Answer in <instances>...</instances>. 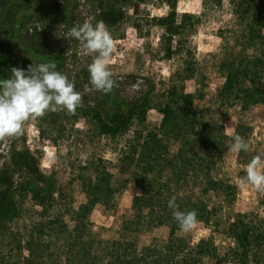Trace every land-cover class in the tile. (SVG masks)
Instances as JSON below:
<instances>
[{"label":"trees","instance_id":"trees-1","mask_svg":"<svg viewBox=\"0 0 264 264\" xmlns=\"http://www.w3.org/2000/svg\"><path fill=\"white\" fill-rule=\"evenodd\" d=\"M49 1L56 9L59 0ZM116 1L130 6L134 16L138 14L140 4L149 0ZM211 1L217 6L222 2ZM229 3L236 23L227 33L220 31L218 35L222 43L215 64L224 78L217 88L218 105L221 108L239 106L241 111L258 105L264 107V0H229ZM166 4L165 15H147V21L163 30L160 36L162 57L169 60L179 55L181 67L159 93L152 97L155 91L152 85L125 112L111 109L107 118L92 105H78L74 113L67 110L50 112L52 123L60 121L57 134L65 128L63 121L73 124L79 119H84L96 136L114 139L131 132L118 150L116 164L129 170L143 192L131 198L133 216L122 221L121 237L104 245L91 229L90 214L94 207L101 205L106 210H114L117 198L126 186L125 180L115 179L112 161L92 155L69 163L68 182L76 184L85 195V201L73 207L70 198H64L62 192L57 194L55 174L40 171L38 157L27 148L13 149L12 166L30 173L40 186L29 181L15 185L11 173L0 169V241H5L4 247L8 251V255H4L0 250V264H206V259L210 264H264V219L253 212L234 213L223 232L233 245L223 253L212 237L192 243L177 234L180 227L174 211L195 210L198 222L208 228H218V208L210 206L203 195L210 191L221 193L225 202L232 205L237 186L213 176L217 166L215 155L225 150L227 142L231 143L235 135L246 134L249 127L239 123L230 136L223 126L208 122L197 109L195 101L203 99L205 94L200 88L194 92L186 89L185 82L196 77L198 62L185 36L201 19L190 12L178 13L177 0H166ZM1 6L0 0V10ZM97 8L96 19L104 22L111 31L130 18L127 11L113 4L107 6L100 2ZM9 12L0 17V39L7 33L13 36L14 21H9L12 16ZM24 25L21 21L18 32L26 48L39 49L44 44L41 38L45 42L46 35L27 31ZM132 26L141 34L139 23L134 21ZM5 74L0 66V80ZM151 109L161 114L156 129L144 127ZM41 132L44 138L48 137L43 130ZM57 138L50 139L56 143ZM172 142L177 146L175 152L170 147ZM242 176L243 171L239 173V177ZM196 184L200 196L194 197L193 193L184 191ZM28 191L41 209L35 221L25 227L30 241L24 243L21 229H14L9 224L21 216L20 202ZM172 199L175 208L169 207ZM261 203L264 205V200ZM157 208L164 212L162 222L156 216ZM161 223L169 230L164 240L154 239L139 247L136 239L127 237L156 228ZM14 256L21 263L15 261Z\"/></svg>","mask_w":264,"mask_h":264},{"label":"rangeland","instance_id":"rangeland-1","mask_svg":"<svg viewBox=\"0 0 264 264\" xmlns=\"http://www.w3.org/2000/svg\"><path fill=\"white\" fill-rule=\"evenodd\" d=\"M0 17L5 12L12 14L13 36L7 33L0 39V66L4 68L7 79L11 77V69L19 67L27 69L29 65L36 66L40 63L56 65V71L64 74L75 86V91L80 94L79 105H92L101 110L105 118L109 110L125 112L128 107L137 102L152 85L154 97L165 85L169 78L181 67V58L174 55L167 60L162 57L160 36L163 32L159 26L147 21L148 16H162L168 11L166 0H149L139 6L137 15L133 16L130 6H124L116 0H59L56 9L50 5L49 0H1ZM115 5L127 11L129 19L123 21L116 29L96 19L99 3ZM178 13L190 12L200 17L201 21L193 31L186 34V42L194 50L198 62L196 77L185 82L187 91L194 92L197 88L204 90V98L195 101L205 119L210 123L223 126L226 134L232 136L237 124L249 127L246 134L240 136L249 144L243 153L231 150V143L227 148L217 152V166L213 176L229 181L237 186L236 197L232 205H228L221 193L210 191L203 195L210 206L218 208V228H208L198 222L189 232L181 229L177 234L196 243L200 238L212 237L218 250L223 253L233 245L230 238L224 236L229 221L236 212H253L264 219V189L257 190L247 183L246 169L253 157L260 156L261 167L264 168V107L261 105L241 111L239 106L221 108L218 105L217 88L223 83V76L217 71L215 61L220 51L222 39L218 36L220 31L227 33L236 23V17L231 11L229 0H222L221 5H214L211 0H177ZM23 21L27 31L43 32L46 36L41 47L37 50L26 48L18 32V25ZM141 25V34L132 26L133 22ZM85 22L104 24L114 39V51L111 55L109 68L113 73L114 86L112 91L104 93L96 90L90 83L88 71L89 64L95 54H86L80 42L71 35V29ZM8 29V28H7ZM124 34L123 36H120ZM66 109L57 108L62 113ZM51 111L39 118L29 119L24 122L22 133L14 136L0 138V169H7L15 181V185H22L29 181L36 183L33 176L23 169L13 167L11 164L12 150L21 151L29 149L39 159V169L45 174H55L57 194L63 193L64 198H70L72 206L77 207L85 201V195L79 191L76 184H69V163L85 160L92 155L102 156L113 162L111 171L117 181L123 179L126 186L117 198V207L106 210L101 205H96L90 214L91 229L103 244L121 237V223L124 219L132 218L130 207L131 198L141 194L143 189L138 186L130 175L129 170L116 164L118 150L123 146L125 139L131 134L114 139L107 136L92 134L91 128L84 119H79L73 124L63 121L65 128L57 134V125L52 123ZM161 121V114L154 109L148 111L144 124L146 129H156ZM70 127V129H69ZM73 127V129H71ZM41 130L48 137H43ZM60 135V136H58ZM58 137L56 143L50 138ZM171 150L176 151V144L172 142ZM243 171V178L239 173ZM36 185H39L36 183ZM42 186V184H41ZM185 192L193 193L194 197L200 196L199 185L184 188ZM182 193V190H178ZM182 191V192H181ZM20 217L14 219L9 226L21 229L23 242L30 241L25 227L35 221L37 212L41 209L31 194L27 192L22 198ZM156 216L162 222L164 212L156 209ZM64 219L69 222L68 217ZM168 227L162 223L137 235H127L136 239L138 246L150 244L154 239L164 240L168 236ZM5 241H0V250L8 255ZM23 253H26L23 252ZM15 261L21 263L17 256ZM206 264L210 260L206 259ZM230 264V263H227Z\"/></svg>","mask_w":264,"mask_h":264},{"label":"clouds","instance_id":"clouds-1","mask_svg":"<svg viewBox=\"0 0 264 264\" xmlns=\"http://www.w3.org/2000/svg\"><path fill=\"white\" fill-rule=\"evenodd\" d=\"M71 35L77 39L86 54H95L88 66L90 83L99 91L108 93L114 86L113 73L109 68L114 51V39L102 23L93 25L85 22L74 26ZM52 63H40L27 69L13 67L11 77L0 80V138L19 135L23 124L29 119L39 118L47 111L57 108L74 113L81 97L68 78L55 70ZM231 150H247L249 144L241 136L235 135ZM262 159L256 156L246 169L247 183L257 190L264 189V168ZM169 207L175 208V200H169ZM174 218L180 229L191 231L198 223L195 210L188 212L174 211Z\"/></svg>","mask_w":264,"mask_h":264}]
</instances>
